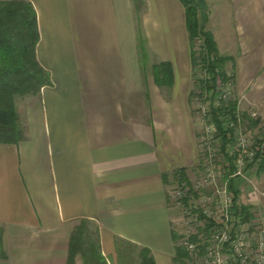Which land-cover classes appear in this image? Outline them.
I'll return each instance as SVG.
<instances>
[{
	"label": "crops",
	"instance_id": "crops-1",
	"mask_svg": "<svg viewBox=\"0 0 264 264\" xmlns=\"http://www.w3.org/2000/svg\"><path fill=\"white\" fill-rule=\"evenodd\" d=\"M27 1L50 84L16 102L25 139L0 144V264H67L82 220L99 234L108 264H124V250L137 248L155 264H174L182 218L170 189L190 182L201 163L183 4ZM209 2L207 29L230 58L239 108L255 106L264 125V0ZM141 45L153 62L141 61ZM160 63L171 64L170 84L149 72ZM262 174L234 187L264 224V199L252 194L255 184L264 192Z\"/></svg>",
	"mask_w": 264,
	"mask_h": 264
},
{
	"label": "trees",
	"instance_id": "trees-1",
	"mask_svg": "<svg viewBox=\"0 0 264 264\" xmlns=\"http://www.w3.org/2000/svg\"><path fill=\"white\" fill-rule=\"evenodd\" d=\"M180 2L185 8L193 66L195 68L203 64L210 75L207 81L205 79L198 81L200 89L194 95L198 94V97H201L208 91L215 94V86L219 80L224 83L232 82V77L226 70V64L230 58L219 54L214 36L206 29L205 23L199 17V0H180ZM196 39H200L203 43V52L199 55L194 51ZM39 40L38 16L33 5L27 0L0 1V144L16 145L25 139L24 130L19 125L15 97L39 95L41 90L50 84L48 73L37 59ZM144 50L145 47L141 45V53ZM154 68V78L157 84L171 83L173 72L170 63H160ZM237 105L236 101L224 99L220 101V106L213 108L211 112V121L215 122L218 130L216 138L221 142L220 154L227 164L223 167L224 176L227 179L235 171L236 157L229 153V148L234 144V137L230 131L223 128L220 118L226 113L235 115L238 110ZM255 123L258 124L256 121L253 122V127L256 126ZM258 158H260L258 173L262 174L264 173V154H260ZM183 180L187 179L184 177ZM228 180L229 190L234 196L235 212L243 223L253 222L252 207L240 203V193L235 190L234 181ZM200 220H206L202 213H200ZM207 222L200 230V233L205 236L213 224ZM174 239L178 244L176 233ZM204 240L198 239V236H194L192 239L193 242L200 244L201 253H204L208 245ZM1 251L2 235L0 231V257L2 256ZM187 254L182 246L177 245L174 264H184L188 257ZM140 255L141 264H155L149 250L142 249ZM79 256L83 258L84 264H108L102 255L99 234L93 233L86 220H82L73 231L67 264H76Z\"/></svg>",
	"mask_w": 264,
	"mask_h": 264
},
{
	"label": "built area",
	"instance_id": "built-area-1",
	"mask_svg": "<svg viewBox=\"0 0 264 264\" xmlns=\"http://www.w3.org/2000/svg\"><path fill=\"white\" fill-rule=\"evenodd\" d=\"M228 83L229 87L226 88L223 98L234 93L232 82ZM199 89L200 87L198 86ZM218 103L220 105V102ZM242 114L238 108V112L235 115L226 113L223 118H220L222 121H226L228 128L238 131V133L234 134V146L237 151L235 153L237 155L235 171L228 178L234 179V182L239 178L247 177L248 173L246 172L250 170L251 166L259 167L260 158L258 157L260 154H264V134L258 136L257 143L256 139L253 143L252 141L250 142L246 133V120ZM247 114L250 119H258L259 117L258 109L255 106H250ZM211 122L205 127L203 140L205 143L202 145L208 152L215 141L213 132H215L216 128ZM234 146L229 148V152L230 150L233 151ZM211 163V156L202 162L205 168L203 182L204 184L208 182L213 186V196L209 199L205 197L206 199L204 200L201 198L202 203L196 207L189 206L190 208L186 209L182 207L183 215H187L188 221L186 222L189 226L187 230L180 232V236H182L180 238V246L188 252L189 264H264V224L261 221H257L261 225L258 226L254 236L247 233L244 226L255 224L256 219L251 223H243L241 221L234 209L235 201L233 194L229 190V180L224 175L222 177L221 173L216 168H213ZM217 180L220 181V183L218 182L220 185H218ZM183 186L174 195L171 193L174 201L182 200L181 202L183 203L186 199L195 197L192 188L187 183L183 184ZM262 195L264 196V192ZM181 202L177 204L181 206ZM240 203L243 204L241 200ZM200 213L205 216L206 220H200ZM207 221L213 224L206 236L205 234L198 235L199 239H205L204 241L208 244L204 253H201L199 243L196 244L192 241L193 237L196 236L195 230L193 231L192 229L198 222L204 226L208 223Z\"/></svg>",
	"mask_w": 264,
	"mask_h": 264
},
{
	"label": "rangeland",
	"instance_id": "rangeland-1",
	"mask_svg": "<svg viewBox=\"0 0 264 264\" xmlns=\"http://www.w3.org/2000/svg\"><path fill=\"white\" fill-rule=\"evenodd\" d=\"M212 2H209V0H199V3H198V7H199V17L203 20V22L205 23V26H206V29L208 27V21H209V16H210V13H211V6H212ZM202 41L200 39H196L195 40V46H194V51L197 52L199 55V53H202L203 50H202ZM144 52V53H143ZM141 53V61H144L145 63L146 62H153V59L154 57H150L149 55V52H148V49H145ZM155 66H153V68L151 69L150 68V74H153L154 76V72H155ZM210 77L209 73H208V70L203 66V64H201L199 67H195V73H194V78H195V83L198 87V81L199 80H203L205 79L207 81V79ZM231 82V81H230ZM229 83L227 82H221L220 80L217 82L216 86H215V94H213L211 91H208L207 93H205L202 97H198V94H196V96L194 95L193 97V108L195 109V116H196V119H197V122H198V127H199V132L201 133V162H203L204 160L207 159V157L211 156V160H212V166L213 168H216L217 171L219 173H221L222 177L224 174V169L223 167L225 165H227L224 161V159L222 158L221 154H220V145H221V142H220V139L216 138L217 136V133H218V130H217V125L215 124V122H211V112H212V109L213 108H218L219 103L221 100H224V99H227L229 101H236L237 102V106L239 108V103L238 101L235 99V94L234 93H231L229 95H227L226 98H223L224 95H225V91H226V88L229 87V85H227ZM26 96H16L15 97V101L16 102H19V104H21V102L25 101ZM218 103V104H217ZM240 109V108H239ZM241 111V109H240ZM238 112V110H237ZM243 113V117L246 115V122H245V125L247 127V134H248V138L250 139V142L252 141V143L254 142V140L256 139V143L258 142L257 138L258 136L260 135H263L264 134V125L261 124V120H260V117H258V119H250L247 114V112H241ZM224 116H222L221 118H223ZM248 117V119H247ZM220 121L222 122V126L223 128L226 130V131H230L234 137V134L235 133H238V131L234 130V129H231V128H228V125L226 123L225 120H221ZM257 122L258 124H256V126L254 125L253 127V122ZM211 122L214 124L215 126V132H213L214 134V137H215V141L213 142L211 148H210V151L208 152L207 149H205L204 147H202L203 143V140H204V137H205V127L208 125V123ZM244 134H246L245 132H243ZM234 146V144H233ZM203 148V150H202ZM203 151V152H202ZM233 152V153H232ZM237 151L235 150V146L233 147V151L230 150V155L233 156V157H237V155L235 154ZM259 167H254V166H251L250 167V170L247 171L246 173L249 174V176H252L255 180V177L259 176L260 173H258V170ZM204 172H205V168L203 167V164L200 166L199 165V168L197 170V172L195 171V174L194 176L192 177V179L190 180V182H187L186 183L192 188V192L194 193L195 197L192 198H188L186 199L185 201H187L189 205L186 204L185 201H183V203L181 202L182 200H179V201H175V204L177 206V213H179L180 217L182 218V220L180 221V232H183L185 230L188 229V226L187 225V215H183V211H182V207L183 208H190L189 206H192V207H196L198 205H200L202 202V199H206L205 197H207V199L211 198L213 196V186L211 184H209L208 182H206L204 184L203 182V179H204ZM262 176H264L262 174ZM222 179V178H220ZM219 179V180H220ZM231 180H234V179H231ZM243 180L241 179H237L236 182V185H238V183L242 182ZM220 183V181L217 180V183ZM256 182V181H255ZM218 183V185H220ZM203 184V185H202ZM254 186V185H253ZM183 186V183H180L178 185H174L173 187H171L170 191L172 193V195H174L175 192H177L178 190H180ZM259 186L255 184V186L253 187V190H252V194L255 195L256 193L259 194L261 197H263L264 199V196L262 195V187L261 188H258ZM240 191V190H238ZM240 193V192H239ZM202 198V199H201ZM241 199V198H240ZM242 200V199H241ZM178 202H181V206H179L177 203ZM190 211V210H189ZM256 211H252V215H253V221H255L256 219V223L254 224H251L249 226H244V228L246 229L247 233H249L250 235H253L254 236V233L257 232V228L259 225H261L259 222L257 221H260V218L259 216H257V212L255 213ZM218 214V213H217ZM185 219V220H183ZM202 228H204V226H202L199 222L194 225L193 227V231L195 230V235L196 236H200L201 233H200V230H202ZM93 233H94V230L92 229ZM177 234V233H176ZM178 235V245L180 244V238L182 236H180V233L177 234ZM199 236H198V239H199ZM198 244V243H196ZM123 248L126 247V245H122ZM199 247H200V244H199ZM127 249V248H126ZM124 250V249H123ZM125 254L126 256L129 257V260H123L125 261L124 264H141V255H140V250L137 248V249H129V251H125ZM127 253H129V255H127ZM188 253V252H187ZM188 257L185 259L184 261V264H189V254H187ZM124 255H120L121 257V260L123 258Z\"/></svg>",
	"mask_w": 264,
	"mask_h": 264
}]
</instances>
